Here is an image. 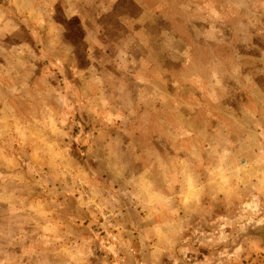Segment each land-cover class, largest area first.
Segmentation results:
<instances>
[{
  "label": "rangeland",
  "instance_id": "1",
  "mask_svg": "<svg viewBox=\"0 0 264 264\" xmlns=\"http://www.w3.org/2000/svg\"><path fill=\"white\" fill-rule=\"evenodd\" d=\"M127 1L0 0V264H264V0Z\"/></svg>",
  "mask_w": 264,
  "mask_h": 264
},
{
  "label": "trees",
  "instance_id": "2",
  "mask_svg": "<svg viewBox=\"0 0 264 264\" xmlns=\"http://www.w3.org/2000/svg\"><path fill=\"white\" fill-rule=\"evenodd\" d=\"M142 4H143V6H145L146 8H149L150 7V3H149V1L148 0H139ZM128 2V4H129V6L130 7H134V5H133V3L131 2V1H127ZM225 16H226V14H224ZM187 30H185V29H183L182 28V32H186ZM189 32H191V30L189 31ZM176 36V35H175ZM178 36V35H177ZM218 43H214V45H213V47L215 48V49H217V47H218ZM219 48H223L222 46H220ZM225 48V47H224Z\"/></svg>",
  "mask_w": 264,
  "mask_h": 264
}]
</instances>
